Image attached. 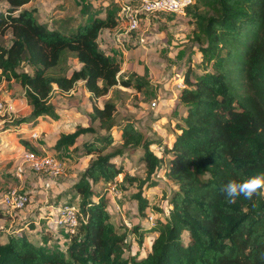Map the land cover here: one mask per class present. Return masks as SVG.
<instances>
[{"label": "trees", "instance_id": "1", "mask_svg": "<svg viewBox=\"0 0 264 264\" xmlns=\"http://www.w3.org/2000/svg\"><path fill=\"white\" fill-rule=\"evenodd\" d=\"M2 1L9 8L0 13V87L18 82L32 109L30 116L13 121L14 128L26 124L35 128L40 118L52 114L55 85L69 93L83 82L95 99L120 84L136 90L150 85L124 76L121 65L100 49L101 32L120 25L117 3L106 9L103 18L95 15L64 32L41 24L37 9L25 8L32 0ZM186 12L196 27L192 41L198 46L201 75L191 81L190 57L186 87L179 94L186 116L174 126L171 145L146 137L131 118L117 123L113 103L95 107L90 118L103 134L83 143V156L94 159L74 185L78 199L71 203L78 207L79 223L68 235L66 249L35 244L25 232L0 234V264H264L258 259L264 251V196L227 203L219 192L228 180L264 171V0H194ZM9 32L13 39L6 46L2 39ZM189 54L196 52L192 49ZM69 56L80 64L71 76ZM96 134L93 126L78 125L72 133L59 134L55 148L77 153L79 140ZM22 143L39 153L29 141ZM155 144L163 147L161 157L152 150ZM116 145L121 147L112 149ZM125 154H140L144 177L129 175L124 161L117 164ZM160 172L176 190L167 199L164 219L148 228L131 229L140 247L146 236L157 234L146 256L133 255L126 243L129 230L120 232L122 227L108 212L110 184L118 183L124 191L135 188L132 197L138 213L148 217L147 194L158 185L160 179L155 177Z\"/></svg>", "mask_w": 264, "mask_h": 264}, {"label": "rangeland", "instance_id": "2", "mask_svg": "<svg viewBox=\"0 0 264 264\" xmlns=\"http://www.w3.org/2000/svg\"><path fill=\"white\" fill-rule=\"evenodd\" d=\"M70 3L71 4L68 5L69 6L68 9L65 10L66 12L65 16L68 17V19H70L73 16L79 17V20L81 22L80 24H85L89 22L90 20H92V18L94 17L93 13L100 10L99 9L100 6L96 1L94 3H91V2L87 3L82 12L78 11L77 9L78 5L75 1H72ZM75 12H77L78 14H76ZM153 18H150V22L154 30L152 31V33L146 40L148 43H151L150 47H148L150 50H153L151 49V46L153 44L154 45L153 48L155 49V51L161 54L155 58L158 63H161L160 56H162V54H164L166 57L168 56L169 59H172V60L174 59V56H172L169 53L170 49L169 50L167 49L169 40L170 41L174 40L177 43L182 42V44L185 43L189 49L193 48L194 51L196 52L194 56L193 55L191 56V54L188 56L187 52H189V50L186 51V54L185 53L179 54L176 56L178 62L174 61L172 62V64H171V60H168L170 61V63L168 62L167 71L171 72L172 74V75L170 74L171 75L170 79H172V81H177L180 78H183V80H181L179 83H183L184 85L183 88H185L184 75H185L186 69L190 66V63L188 61L190 57H192L191 64L193 65V73L191 75V78L196 80L201 75V71L198 69V63L200 62V57H199L200 54L197 52L198 46H195V44L192 41V37H193L192 30L196 28L194 26L192 18L187 12L182 15L181 14L154 15ZM61 30H63L64 32L71 31L66 28H62ZM8 34L7 36H5V38L2 39V42L5 45H7L10 40V37ZM156 44L157 46H155ZM114 48L116 49V47ZM136 48L137 47L127 45L126 48L121 49L123 52L120 55V59L115 58L116 62L118 61L117 63L122 64V69L125 70V72L123 73L122 72L123 70H121V73H123L124 76L132 75V73L135 72L132 66V61L134 59L136 60V57H138V51H134ZM109 50L114 51L113 48H109ZM151 55L153 54H149L147 61L149 64L150 63L155 64L152 60H150ZM71 58L72 57L69 56L68 63L70 62L72 66H74L73 59ZM141 63L145 64V62H141ZM127 65L129 66L127 67ZM24 70H26V68H24ZM158 82L159 84H161L164 81L162 80ZM14 83L15 84H13V86L6 83L3 88L0 87V90H1L0 100L3 102L4 108H5V111L3 112V114L0 115V132L9 130V132L12 133V135L10 136L9 133H6L8 135L7 138L10 141H14V143L18 147L19 145H23L22 141H25L23 136L24 135L29 136V134H17L16 135L15 134L16 132L12 131L13 129L11 126H13L14 123H12L11 121L22 118V117H28V115H30L31 109L29 108V101H27V99L22 96L23 92L20 90L21 86L18 87L16 85L18 83L16 82ZM178 88L181 89L179 86ZM143 89L147 90L146 93L150 91V95L144 94ZM143 89L136 90L134 88H124L120 84L114 89H112L107 96L101 97L100 101H97V99L92 98L91 94L87 90H85L84 86H77L75 89H73L74 93L72 92L68 94H64L61 92L55 93L52 99L50 100V105L53 107L52 114L50 116H47L43 120L42 119L39 120L38 126L35 127V130L38 131L39 133L38 139L34 140V145L37 147L36 149H38V151H41L44 154L46 153L47 154L52 153L53 155L58 154V158L66 163L64 174L70 175L71 177L69 176V179L75 180V183H76L79 179V176L87 169L91 161L94 159V157H91V156L90 157L83 156L82 154L83 153L82 152L83 143L86 141H89L93 137L103 134V132L99 128V123L98 122L93 123L90 118V114L93 112V109L95 107L102 109L107 102L113 103L116 107L115 115H116L117 123H119L124 118H131L135 120V117L139 118V114L142 115V117H145L146 119H148L147 120L148 122L145 119L143 121L145 126L143 127L139 125L138 120H135L137 122L136 126H140L141 129L145 131L147 135L153 134V133L157 134V132L161 131V129L163 130V127H165L166 125H169L171 113L175 109L174 104L170 105L169 108L167 107L162 108L167 103V100L161 99L159 94L157 93V90L149 89V86H146ZM9 95H11L10 97L11 100H7L4 98V96H9ZM155 101H159V105H160V108L156 112L152 111L153 108L151 107V104ZM10 104L11 105L16 104V107L13 106L14 108L11 110ZM9 109H10V112H7ZM159 117H161L160 121H154V120L159 119ZM151 118H154V120H152ZM4 120L6 122L2 124L1 122ZM162 120H165V121L162 123ZM154 124H156L155 127H154ZM78 125L93 126L98 131V134L88 135V136L81 138L79 142L77 143V145L75 146L78 149L77 153L70 152L68 148H63L62 151H58L55 148V146H56V141L59 139V134L72 133L74 132V130L76 129ZM23 127L28 130L27 132H29L32 129L28 125H23ZM174 130H175V127H174ZM115 137L118 138L119 135L116 133ZM41 147H44L46 152L42 151ZM119 147L121 146L116 145L112 149H115V148L117 149ZM160 151L161 152L163 151L162 146H160ZM19 154L20 152H18L17 149L15 148V152L12 153V156L6 158L4 157L3 151L0 148L1 159H6L7 161L3 163L6 164L12 161L7 169L2 168L0 172L1 177L8 176L9 174L8 170L11 167L12 163L17 159V156ZM139 158H140V154L136 156H130V155L125 154L123 158L117 160V164L121 163V161H124L125 168L127 169L128 174L134 177L141 178L145 176L144 175L145 170L141 168L142 165H141V161ZM167 163L168 162L166 160L165 164ZM72 171H76V173H73ZM159 174L161 175L159 177L156 176L155 177L156 179L163 178L162 173L160 172ZM74 175L76 179H73ZM11 178L12 177H10V179ZM12 179H16V178H12ZM163 179H164L163 180L164 183H162L160 188H155L148 193V197H149L150 204L152 207V208L150 207L149 209L150 211L148 210L149 212L148 217H141L138 213L137 203L132 197L137 190L135 188H130L128 191H124L119 187L118 195L117 196L115 195V197L111 196V198H109V202H113L115 205L116 203L119 204V206L121 207V210L116 211L114 204H108L109 213H111L110 211L113 210L112 220L115 222V224L118 225V227L120 228L125 227L123 225L122 217L125 216L127 220L131 219L132 217H135L137 218L136 223H139V221H142L143 223V224L141 223L142 226L144 228H148L151 224L148 220L150 216H153V218L155 219L154 222L158 218L164 219L165 216L168 214L167 213L168 209L166 207V201L167 199L171 197V193L174 189L173 188L174 186L167 177ZM71 193H74L72 189H71ZM112 198L114 200H112ZM68 199L70 200L72 199V197H69ZM32 206H34V204H32ZM154 207L156 208L154 209ZM76 208L78 209L77 206ZM160 209L164 211L163 216L162 214H156L157 211H159ZM133 211H135L136 214H132ZM11 212H13L14 214L20 213L19 211H13V210ZM54 214L55 213L51 214L50 216H54ZM25 221H28V220H25ZM32 221H35V220H32ZM22 224L23 223L16 224V226L14 225L13 228L7 225L5 228H3L0 231V234L5 235L4 233H11V232H17V231L25 232L26 231L25 227H22L21 226ZM41 225L43 224L41 223ZM47 226L50 228L53 227L51 226V223H48ZM1 227H4V225H1ZM19 227H22V228H19ZM26 233H28V236L30 239H33L34 236H31L28 231H26ZM47 240L51 241L52 238H48ZM184 240L188 241L187 234L184 235ZM127 241L132 246L131 252L133 254L140 253V252L141 254H145L146 250L150 248L153 242V238H151L150 236L146 237L144 246H141V247L139 243L137 242V237L134 236L132 233L129 235ZM33 242L39 243L40 241H38V239H34ZM66 243L67 241L63 242L61 246L65 245ZM51 245H55L56 247H59L60 250H65V248L60 247V245L57 244V242L56 243L54 242Z\"/></svg>", "mask_w": 264, "mask_h": 264}, {"label": "crops", "instance_id": "3", "mask_svg": "<svg viewBox=\"0 0 264 264\" xmlns=\"http://www.w3.org/2000/svg\"><path fill=\"white\" fill-rule=\"evenodd\" d=\"M72 1H75L77 3V5H78L77 9L79 12L83 11V9L87 3H90V2L94 3L96 1L100 6V8H99L100 10L94 12L93 15L94 16L97 15V16L103 18L105 16V12H106V9L108 7L112 6L115 3L120 5L121 3L132 2L133 0H32L28 5L25 6V8H27V9L36 8L37 12H38L37 17H38L39 22L41 24H45L49 29L66 28V29H69L72 31V30H75L81 23L79 20V17L73 16L70 19H74V20L70 21V19H68V17L65 16V14H66L65 10L68 9V7H69L68 5H70L71 4L70 2H72ZM62 3H64V4H62ZM8 8H9L8 4L5 1L0 2V13H2V12L6 13ZM75 13L78 14L77 12H75ZM122 29H123V25L120 24L117 27V30H122ZM153 30L154 29L151 26L150 18L142 17L139 30L136 33H133L131 35L130 43L127 45L137 47L134 51H138V57H136V60L134 59L132 61V66H133L134 71H135L134 72L135 74L132 73V76L148 81L150 83L149 89L157 90V93L159 94L160 98L167 100V103L162 108H164V107L169 108L170 105L174 104L175 109L171 113L169 125H166L165 127H163V130L161 129V131L157 132V134L153 133V134L147 135L145 133V131H143L141 129L140 126H143V127L145 126L143 121L146 118L142 117V115H140V114H139V118L135 117V120H138L139 125H140V126H136V127L139 130H141L146 135V137L149 136L148 138L157 139V140L162 139L164 142V145L170 146L171 142L173 140L174 133H175L174 126L176 123L180 122L183 117L186 116V108L182 105V103L179 100V94H180L181 89H183V88L179 89L178 85H179V82L181 80H183V78H180L177 81H172V79H170L172 74H171V72L167 71L168 62L170 63V61H168V60H171V64L174 61L178 62V60L176 58L177 55L184 54V53L186 54V51L189 50V52H187L188 56H189L190 55L189 53H191L193 48L189 49L185 43L182 44V42L177 43L174 40H171V41L169 40L167 49L168 50L170 49L169 53L172 56H174V59L173 60L169 59L168 56L166 57L164 54H162V56H160L161 63H158L155 58L161 54H159L155 51V49L153 48V46H154L153 44L151 46V49H153V50H150L148 47H150L151 43H148L146 40L150 36V34L152 33ZM114 31L103 30L100 34V37H99V44H100V49L102 51H106L108 53V55L110 56V58L116 62V59H120V55L123 51L121 49H118V48L115 49L113 46H111V37H112V34ZM8 35L10 37V40L6 46H9L12 42V39H13L11 32H9ZM155 46H157V44ZM195 46H197V45H195ZM109 48H113L114 51H110ZM149 54H153L150 56L151 57L150 60H152L155 64H153V63L149 64L148 63L147 59H148ZM71 59H73L74 66H72V64L70 62L68 63L69 67H70L68 72H67L68 76H71V74L73 73V71L75 69L80 68V64L78 63V61L76 59H74L73 57ZM121 59H123V58H121ZM141 62H145V64H142ZM120 65L122 68V64H120ZM128 66L129 65H127V67ZM26 69H27V67H26ZM122 72L124 73L125 70H123ZM162 80L164 82L159 84L158 81H162ZM191 81L194 82L195 80L191 78ZM14 82H16V81L4 82L1 87L3 88L6 83L13 86V84H15ZM16 83H18V82H16ZM16 85L18 87H20L19 83ZM77 86H84V83L83 82L77 83L76 87ZM20 90L23 92L22 96L24 98H26L24 90L22 88ZM85 90H87V89L85 88ZM146 91L147 90L143 89L144 94L150 95V91L147 93H146ZM57 92H60V91L58 90V87L55 85L53 96ZM70 92L74 93V90H71ZM64 94H68V93H64ZM0 96H1V93H0ZM10 97H11V95L4 96V98L7 100H11ZM27 101H29V100L27 99ZM97 101H100V98H97ZM13 106L16 107V104L15 105L10 104L11 110L14 108ZM29 108L31 109L30 105H29ZM159 108H160V105L158 104L157 108L152 109V111L156 112V111H158ZM7 112H10V109ZM31 112H32V109L30 110V114H31ZM28 116H30V115H28ZM41 119L43 120L45 118H40V120ZM151 119L154 120V118H151ZM160 119H161V117H159V119L154 120V121H160ZM147 120L148 119H146V121ZM13 121H11V122L13 123ZM164 121L165 120H162V123ZM5 122L6 121L4 120L1 123L4 124ZM26 125L30 126L32 128L31 130H35V128H33L31 125H29V124H26ZM155 126H156V124H154V127ZM11 127L13 129L12 131L16 132L15 133L16 135L22 134V133L28 134V132H27L28 130L25 129L23 126L18 127V128H14L13 126H11ZM6 133H9L10 136L12 135V133H10L9 130H5L3 132H0V148L3 151L4 157L8 158V157L12 156V153L15 152V148L17 149L18 152H20V154L17 156V159L12 163L11 167L8 170V172H9L8 176L9 177L8 176L7 177H1L0 176V181L2 182V186L0 188V231L3 228H5L7 225L9 227L13 228L14 225L16 226V224L23 223L21 226L25 227V230L28 231L31 236H34L33 239H30L28 236V233H26V231H25V233L27 234L30 241L33 242L34 239H38V241H40L39 243H35V242H33V243L43 244V245L44 244L51 245L52 243L57 242V244H59L60 247L66 249V246H67L68 241H69L68 235L71 232L69 229H66V228L65 229L64 228H57L56 229L53 226L52 220L56 219L59 216L61 208L64 205H66V204L74 205L71 203V200L72 199H78L77 193L74 190V185L76 184L75 180H70L69 179L70 175L63 174L61 178H59L55 181H52L51 182V190L46 191L44 188V184L48 182V179L45 175H42V174L38 175V174L32 173L29 170H24V174L22 175V177L18 178L16 176V169L21 165L22 156H23L24 152L27 150V148L24 145H19L17 147L16 144L14 143V141H10L7 138L8 135ZM66 134H69V133H66ZM24 136H23V138L25 140L29 141V144L32 147L37 148L34 145L35 139H30V136H27V135L25 137ZM9 141H10V143H9ZM57 141H56V143H57ZM11 145H13V146H11ZM41 148H42V151L46 152L44 147H41ZM152 150L158 157H161L162 152L160 151V146L158 144L153 145ZM39 152H41V151H39ZM48 155H53V154L48 153ZM54 156H56L58 158V154L54 155ZM166 158L167 159H165V162H166V160L168 162L169 157H166ZM59 160H61V159H59ZM3 162H7V161H6V159H1V157H0V172H1L2 168L7 169L12 161H10V163H6V164ZM63 163L66 167V163L65 162H63ZM141 165H142L141 168L143 170H145L144 169L145 164L143 162H141ZM72 172L76 173V171H72ZM10 177L16 178V179H12V178L10 179ZM162 177L166 178L165 176H162ZM163 178H161L158 185L153 187L152 189H150L149 192L155 188H160L162 183H164ZM73 179H76L75 175H74ZM173 186H174L173 190H176V186L174 184H173ZM13 188H16V189H19L21 191L26 192L30 197V202H29L28 206L26 207V209L19 211L20 213H18V214H14L13 212H11L12 209H10L9 207H7L6 205H4L1 202V198L4 195V193H6L9 189H13ZM62 188H64V189H62ZM71 189L73 190L74 193H71ZM147 196H148V194H147ZM69 197H72V199L69 200L68 199ZM107 197H108V204H114L113 202H109V198H111L110 193H108ZM112 200H114V199L112 198ZM32 204H34V206H32ZM166 206H167V201H166ZM13 211H15V210H13ZM110 212H111L110 215L112 217L113 216V210H111ZM53 213H55L54 214L55 217L50 216ZM132 214H136V212L133 211ZM162 216H163V214H162ZM122 218H123V225L125 227H122L120 229V232L126 231L128 229L129 233L131 234V229L134 226L143 224L142 221H139V223H136L137 218H135V217H132L129 220H127L125 216H123ZM25 220H28V221H25ZM32 220H35V221H32ZM41 223L43 225H41ZM48 223H51V226H53V227H51V228L48 227L47 226ZM1 225H4V227H1ZM116 226H118V225H116ZM151 226H153V225L150 224L149 227H151ZM22 227H19V228H22ZM7 232H9V231H7ZM4 234L6 235L8 233H4ZM148 236L153 238V242H154V240L157 237V234H152V235H148ZM148 236H146V237H148ZM48 238H52V240L48 241L47 240ZM65 241H67V243L65 245L61 246L63 244V242H65ZM145 241H146V238H145ZM153 242H152V244H153ZM152 244H151L150 248H148V250H146L145 254H141V252H140L139 255L141 257L146 256L150 252ZM52 246H55V245H52Z\"/></svg>", "mask_w": 264, "mask_h": 264}, {"label": "built area", "instance_id": "4", "mask_svg": "<svg viewBox=\"0 0 264 264\" xmlns=\"http://www.w3.org/2000/svg\"><path fill=\"white\" fill-rule=\"evenodd\" d=\"M194 5V0H133L129 3H121L120 24L123 25L122 30H116L111 37L112 46L124 49L130 43L131 35L136 33L141 24L142 17L151 18L152 15H175L184 14L186 10ZM180 88H183V83H179ZM159 101L151 104L153 109L157 108ZM5 111L4 104L0 100V115ZM24 134V133H22ZM30 139L37 140L39 133L36 130L28 132ZM24 170H29L35 174L45 175L48 182L44 184L46 191L51 190V182L62 177L65 173V165L54 155L36 153L27 149L22 156V163L16 169V176L21 178ZM123 181V176L120 175L118 182ZM118 183L110 184L109 193L115 197L118 195ZM1 202L15 211L24 210L29 202V195L19 189H9L1 198ZM116 211H120L121 207L116 203ZM149 222L154 225L153 216L149 217ZM53 226L57 228L69 229L71 233L75 232L78 226V209L74 205L66 204L61 208L59 216L52 220ZM126 243H129L126 241Z\"/></svg>", "mask_w": 264, "mask_h": 264}, {"label": "clouds", "instance_id": "5", "mask_svg": "<svg viewBox=\"0 0 264 264\" xmlns=\"http://www.w3.org/2000/svg\"><path fill=\"white\" fill-rule=\"evenodd\" d=\"M219 192L227 203H234L240 198L253 200L264 196V171L241 180H228L219 187ZM258 259L264 261V251L258 254Z\"/></svg>", "mask_w": 264, "mask_h": 264}]
</instances>
